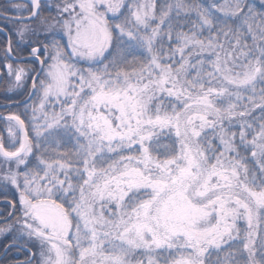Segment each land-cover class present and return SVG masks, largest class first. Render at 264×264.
Returning <instances> with one entry per match:
<instances>
[{"label":"snow or ice","instance_id":"snow-or-ice-1","mask_svg":"<svg viewBox=\"0 0 264 264\" xmlns=\"http://www.w3.org/2000/svg\"><path fill=\"white\" fill-rule=\"evenodd\" d=\"M0 264H264V0H0Z\"/></svg>","mask_w":264,"mask_h":264}]
</instances>
